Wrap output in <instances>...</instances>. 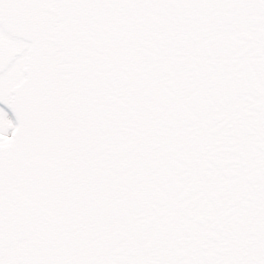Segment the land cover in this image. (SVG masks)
Listing matches in <instances>:
<instances>
[{"label": "snow or ice", "instance_id": "1", "mask_svg": "<svg viewBox=\"0 0 264 264\" xmlns=\"http://www.w3.org/2000/svg\"><path fill=\"white\" fill-rule=\"evenodd\" d=\"M0 264H264V0H0Z\"/></svg>", "mask_w": 264, "mask_h": 264}]
</instances>
